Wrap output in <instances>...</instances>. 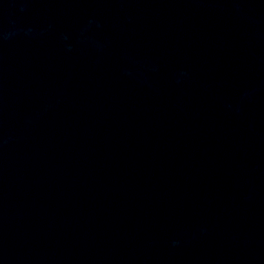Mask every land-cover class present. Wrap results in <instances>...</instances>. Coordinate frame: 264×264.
<instances>
[{
    "label": "water",
    "instance_id": "water-1",
    "mask_svg": "<svg viewBox=\"0 0 264 264\" xmlns=\"http://www.w3.org/2000/svg\"><path fill=\"white\" fill-rule=\"evenodd\" d=\"M0 264H264V0H0Z\"/></svg>",
    "mask_w": 264,
    "mask_h": 264
}]
</instances>
